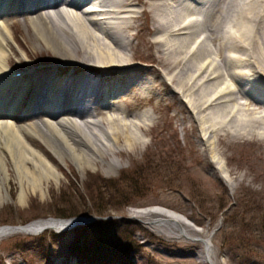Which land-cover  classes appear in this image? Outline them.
Segmentation results:
<instances>
[{
  "label": "bare ground",
  "instance_id": "6f19581e",
  "mask_svg": "<svg viewBox=\"0 0 264 264\" xmlns=\"http://www.w3.org/2000/svg\"><path fill=\"white\" fill-rule=\"evenodd\" d=\"M6 1L0 0V207L10 199L7 161L14 165L21 184L19 200L24 202L31 192L42 190L44 180L59 178L49 148L79 165H89L86 149L104 160L113 154L124 157L130 153L126 150L135 152L145 144L141 134L153 128L155 118L147 115L140 123L126 122L139 95L124 99L128 90L123 92L127 88L124 81L140 78L134 74L137 68L127 66V51L131 47L128 38L137 26L135 21L143 15L154 22L157 30L150 44L159 47L160 55L153 56L158 64L167 67V80L179 85L177 90L184 92L194 115L206 124L205 138L215 139L211 149L216 151V140L224 130L229 135H254L264 140V79L257 70H264V0H15L16 10L29 11L31 16L24 20L29 19L35 37L68 61L22 60L20 70L11 61V54L17 51L10 45L13 32L4 19ZM135 2L143 5L142 11L129 8ZM233 22L239 28L235 35L230 28ZM106 23L110 24L106 27ZM102 35L111 39L114 47L105 45ZM236 40L247 41L239 48L248 49L247 57L224 55L225 47ZM217 42L220 46L215 57L208 43ZM22 50L28 58L36 57L26 47ZM76 61L82 64L73 63ZM247 66L253 67H248L250 72L243 70ZM189 72L196 74L184 76ZM133 82L130 88L137 89L140 95L152 94L147 81ZM203 82L209 84L210 90ZM237 94L241 96L237 98ZM18 103L26 106L25 112L42 116L18 126L13 120ZM122 142L123 149L118 148ZM37 145L41 151L35 148ZM109 164L114 165L113 161ZM224 174L228 176L227 171ZM129 217L161 233L175 234L173 237L200 236L201 262L220 264L210 238L192 229L188 218L177 211L153 206L133 209ZM78 221L82 219L47 218L25 225H3L0 241L15 234L68 231Z\"/></svg>",
  "mask_w": 264,
  "mask_h": 264
},
{
  "label": "rangeland",
  "instance_id": "374dc122",
  "mask_svg": "<svg viewBox=\"0 0 264 264\" xmlns=\"http://www.w3.org/2000/svg\"><path fill=\"white\" fill-rule=\"evenodd\" d=\"M6 4L4 19L13 32L10 45L17 53L11 54V61L16 70L22 69V60L68 62L35 37L29 19L24 20L31 16L29 11L16 10L15 0H8ZM133 5L129 8L137 11L144 8L137 2ZM137 20L128 38L131 47L127 51V66L137 68L134 74L140 78L124 81L127 88L123 92L128 90L124 99L139 95L126 122L140 123L147 115L155 118L153 128L141 134L145 144L135 152L126 150L130 153L124 157L113 154L104 160L86 149L89 165H79L49 148L59 178L44 180L42 190L31 192L24 202L19 200L21 184L14 165L7 161L10 199L0 207V226L25 225L47 218L85 217L90 221L64 232L46 230L40 234L5 237L0 241V264H205L201 262L200 236L173 237L175 234L161 233L129 217L133 209L153 206H164L186 216L192 229H199L210 238L212 251L220 264H264V140L254 135H229L224 130L219 131L222 135L216 140V151L212 150L215 139L205 138L206 124L194 115L184 92L177 90L179 85H171L167 80V67L158 64L154 57L160 55L159 47L150 44L157 36L154 22L146 15ZM230 28L233 35L239 33L235 22ZM102 40L105 45L114 47L111 39ZM233 43L236 46L225 47L226 57L248 56V49H239L247 41ZM219 46L218 42L208 43L215 57ZM23 47L36 57L28 58ZM248 67L253 68L241 69L249 71ZM257 70L264 79V70L260 67ZM192 73L184 76H192ZM146 81L152 94L140 95L137 89L130 88L132 82ZM203 86L210 90L209 84L203 82ZM240 96L237 94V98ZM25 109L22 103L13 109V120L18 126L42 116L25 112ZM218 112L222 111L218 109ZM124 145L122 142L118 148L123 149ZM35 148L40 150L39 145ZM217 160L221 161L220 165ZM109 161L114 165L110 166ZM102 234L107 237V249L95 257L93 251Z\"/></svg>",
  "mask_w": 264,
  "mask_h": 264
},
{
  "label": "trees",
  "instance_id": "16d2710c",
  "mask_svg": "<svg viewBox=\"0 0 264 264\" xmlns=\"http://www.w3.org/2000/svg\"><path fill=\"white\" fill-rule=\"evenodd\" d=\"M134 185H135V184L133 183V187H134ZM73 215H77V214H74V213H73ZM62 216H65V217H66L67 215L62 214ZM68 216H72V214H71V215H68ZM99 223H100V222H99ZM106 238H107V237H106L105 235H103V234H102V236H101V235L99 236V238H98V240H97L98 243H96L97 246H96L95 250L93 251V256L95 255V257H97V256L100 254V251H102V250H104V249H105V250L107 249V246H106ZM99 240H100V241H99ZM78 242H79V241H78ZM78 242H77V244L80 245L79 243H81V242H79V243H78ZM87 249H89V248H87ZM87 249H86V250H87ZM93 258H94V257H93Z\"/></svg>",
  "mask_w": 264,
  "mask_h": 264
},
{
  "label": "water",
  "instance_id": "95a60500",
  "mask_svg": "<svg viewBox=\"0 0 264 264\" xmlns=\"http://www.w3.org/2000/svg\"><path fill=\"white\" fill-rule=\"evenodd\" d=\"M82 221H85V222H87V221H90V220H83V219H82Z\"/></svg>",
  "mask_w": 264,
  "mask_h": 264
}]
</instances>
